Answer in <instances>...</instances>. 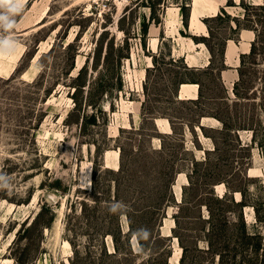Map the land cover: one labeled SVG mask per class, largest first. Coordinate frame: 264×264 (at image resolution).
<instances>
[{
  "label": "rangeland",
  "instance_id": "rangeland-1",
  "mask_svg": "<svg viewBox=\"0 0 264 264\" xmlns=\"http://www.w3.org/2000/svg\"><path fill=\"white\" fill-rule=\"evenodd\" d=\"M37 1L0 0L3 61L23 52L0 77V264H258L238 234L244 218L264 238V0L225 4L257 29L229 90L219 0L188 26L190 0H165L160 24L150 0H45L18 25ZM194 45L213 69L188 65Z\"/></svg>",
  "mask_w": 264,
  "mask_h": 264
},
{
  "label": "trees",
  "instance_id": "trees-1",
  "mask_svg": "<svg viewBox=\"0 0 264 264\" xmlns=\"http://www.w3.org/2000/svg\"><path fill=\"white\" fill-rule=\"evenodd\" d=\"M191 1L192 0H190V3H189V8H190V4H191ZM234 0H228V2H227V6L228 7H235V6H237L236 4H235V2H233ZM164 5H166V2H165V0H155V1H153V0H150L149 1V7H150V9H151V12H152V16L153 17H151L152 18V20H154L157 24H160L161 22L159 21V19H157L154 15V12H155V10L157 9V7H159L160 9L161 8H164L165 6ZM186 9H187V7L185 6V5H183L182 6V10H183V16H184V23L188 26V23H189V19H190V14L189 15H187L186 14ZM261 10H264V5L263 6H261ZM222 13H223V15H221V13L220 14H218V15H216V17H213V18H211V20L210 21H212V22H215V21H221V22H225V21H228L229 22V29L231 30V32L234 34V36H238V34L242 31V30H251V31H254L256 34H257V29H255L253 26H251V25H246L245 24V22H250L249 20L250 19H247L246 17L248 16L247 14L245 15V18H244V21L245 22H242L241 20H240V18L239 17H234V18H232L231 17V15L226 11V9H224V8H222ZM228 13V14H227ZM209 20H207V22H210ZM232 22H235V26H231V23ZM257 23H259V24H264V21L263 20H258L257 21ZM143 33H144V35L145 34H147V32H148V26H147V24L145 23V22H143ZM209 27V26H208ZM209 31H210V37H209V39H211L212 37H213V33H212V30H211V28L209 27ZM205 39L206 38H204V40H202L203 42H205ZM229 39H236L235 37H233V36H231L230 38H227L226 40H229ZM196 40H198V39H196ZM199 43V42H198ZM208 49H209V51H210V53L212 54V57H214L215 56V51H214V49H213V47L212 46H210V45H208ZM224 52L225 51H223V52H220V61H221V66L220 67H217L216 68V70L219 72V75H220V73L222 72V71H224V70H226V66H225V63H224V61H225V59H224ZM255 52H256V41L254 42V44H253V46H252V50H251V52H250V54L249 55H242V57H241V64H242V66L245 64V59L246 58H248L249 56H253L254 54H255ZM213 65H214V63L213 62H211V64L209 65V67L208 68H212L213 69ZM241 66V67H242ZM221 78V77H220ZM182 84H185V83H181V85ZM196 84H200L199 82H196ZM224 87V86H223ZM225 89V88H224ZM237 89V84L235 85V89L234 90H236ZM226 90V89H225ZM201 97H202V94L200 93V96H199V99H197V100H192L193 101V103L194 104H197V102L201 99ZM198 128H200V130H203L204 128H205V126L204 127H201V124H199V126H198ZM243 203L244 202H242L241 203V205L240 206H245V205H243ZM242 220V227H241V234H238V239H241V243H240V247L244 250V252H246L247 250H245L247 247H249V246H252L253 248H252V251H251V253L250 254H252V255H254V256H256V260L258 261V264H264V243H263V240H264V238H262L261 236H259V235H255V236H253V235H251L249 232H248V229H247V225H246V223H245V220H244V218H242L241 219ZM220 230V229H219ZM253 238H255V239H258V241L255 243V244H250V243H248V241L247 240H251V239H253ZM186 253V249H184V254ZM220 254V253H219ZM262 259L261 260V262H259V259ZM184 260H185V255L183 256V258H182V260H181V264H184ZM219 264H224V259H223V256L222 255H220V263Z\"/></svg>",
  "mask_w": 264,
  "mask_h": 264
},
{
  "label": "crops",
  "instance_id": "crops-1",
  "mask_svg": "<svg viewBox=\"0 0 264 264\" xmlns=\"http://www.w3.org/2000/svg\"><path fill=\"white\" fill-rule=\"evenodd\" d=\"M16 1V0H14ZM18 1V0H17ZM23 1H29V0H23ZM45 0H38L37 4H38V10L33 11V7L34 5H32L31 9L29 11H27L22 19L19 21L18 25L22 24V22L24 20H29V16L31 15V19H36V17L38 16V13H40V11H43L46 4H44ZM227 0H219V6H218V10L217 12H219L222 8H225V4H226ZM15 5V4H13ZM42 5V6H41ZM16 6V5H15ZM14 6V7H15ZM41 6V7H40ZM49 6V5H48ZM17 7V6H16ZM50 9V7H49ZM190 9H191V13H190V19L189 22L192 19L193 16V11H194V0L191 1L190 4ZM216 12V13H217ZM49 13V10H48ZM47 13V14H48ZM212 13H208L205 12L203 13V16H209ZM47 17V16H46ZM32 27V26H30ZM33 28V27H32ZM31 29V28H30ZM25 30H21L20 32H23ZM256 41V34L254 31L251 30H242L239 34L237 39H229L226 42V46H225V52H224V63L225 65L229 68L227 70H224L220 73V77H221V81L223 83L224 88H226L227 90H229L227 83L224 80V73L225 72H231V73H238L237 69L240 67V63H241V57L242 55H249L251 50H252V46L254 44V42ZM197 45V44H196ZM194 45V50H192L189 54L185 52V54H182V57L185 58L186 62L188 63V65L190 67H200L201 65H203L204 61L205 65L210 64V58L204 53V48H202L201 45L196 46ZM230 47L232 48V53L231 55L229 54V50ZM240 58V59H239ZM240 60V62H239ZM184 85V84H182ZM182 85L179 88V97L181 98V94H182ZM186 85H196L194 83H189ZM191 94V96L189 95ZM195 96V97H194ZM200 96V92H199V86L196 88V92L194 89L189 90V92L186 93V99H191V100H197L199 99ZM189 97V98H188ZM182 99V98H181ZM204 119H208V118H204ZM203 119V120H204ZM202 120V121H203ZM203 125L205 127H207L206 124H204V122H202Z\"/></svg>",
  "mask_w": 264,
  "mask_h": 264
},
{
  "label": "bare ground",
  "instance_id": "bare-ground-1",
  "mask_svg": "<svg viewBox=\"0 0 264 264\" xmlns=\"http://www.w3.org/2000/svg\"><path fill=\"white\" fill-rule=\"evenodd\" d=\"M198 1L199 0H195V2H194V7H195L194 11L195 12H193V16H192L193 23H195L196 17H197L196 10L198 9V5H197ZM7 46H8V42L5 43V45L2 48H0V77H2V76L9 77L14 72V70L16 68V62L19 60V57L23 53V52H21V54H19V53L15 54L10 60L3 61L4 55H5V53L3 51H4V48H6ZM231 53H232V48L230 47L229 54L231 55ZM32 74L34 75L35 73L32 72ZM224 77H225L226 81L228 82V85L230 86L231 89L233 88L234 83L239 79L238 73L230 74L228 72H225L224 73ZM197 87H198L197 85H186V84H184V85H182L183 93L185 94L186 89H194L195 92H196V88ZM184 94H182L183 98L185 96ZM205 120H212V119L208 118V119H205ZM116 154H117V157H118L119 156L118 152H116ZM183 181H185V178H181L178 181L177 190L181 189V185H182L181 182H183ZM67 246H69L68 243H67Z\"/></svg>",
  "mask_w": 264,
  "mask_h": 264
},
{
  "label": "clouds",
  "instance_id": "clouds-1",
  "mask_svg": "<svg viewBox=\"0 0 264 264\" xmlns=\"http://www.w3.org/2000/svg\"><path fill=\"white\" fill-rule=\"evenodd\" d=\"M109 212H110V213H113V212H114V209L109 208Z\"/></svg>",
  "mask_w": 264,
  "mask_h": 264
},
{
  "label": "water",
  "instance_id": "water-1",
  "mask_svg": "<svg viewBox=\"0 0 264 264\" xmlns=\"http://www.w3.org/2000/svg\"><path fill=\"white\" fill-rule=\"evenodd\" d=\"M201 127H204L203 123H201ZM199 129H200V128H199ZM178 203H180V202H178Z\"/></svg>",
  "mask_w": 264,
  "mask_h": 264
}]
</instances>
